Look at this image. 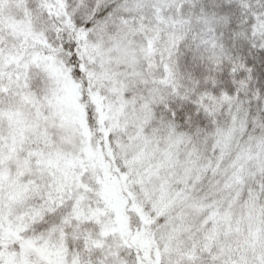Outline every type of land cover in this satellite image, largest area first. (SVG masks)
Returning <instances> with one entry per match:
<instances>
[{
    "label": "snow or ice",
    "instance_id": "snow-or-ice-1",
    "mask_svg": "<svg viewBox=\"0 0 264 264\" xmlns=\"http://www.w3.org/2000/svg\"><path fill=\"white\" fill-rule=\"evenodd\" d=\"M0 264H264V0H0Z\"/></svg>",
    "mask_w": 264,
    "mask_h": 264
}]
</instances>
